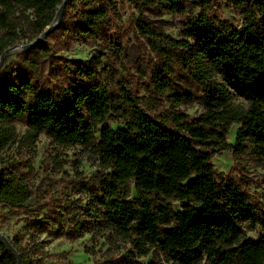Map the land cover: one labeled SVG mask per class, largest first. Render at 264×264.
I'll use <instances>...</instances> for the list:
<instances>
[{
  "label": "trees",
  "instance_id": "16d2710c",
  "mask_svg": "<svg viewBox=\"0 0 264 264\" xmlns=\"http://www.w3.org/2000/svg\"><path fill=\"white\" fill-rule=\"evenodd\" d=\"M127 1L155 58L145 89L163 111L147 112L98 56L63 59L69 65L58 72L50 66L54 83L1 71L0 205L20 211L32 205L28 160L44 135L58 146H81L103 169L85 210L52 215L58 231L68 229L62 234L89 233L112 246L126 245L94 264H145L140 259L148 255V264H264V236L255 240L244 233L264 230L263 214L237 181L211 163L217 149L235 160L249 157L264 169V0H227L241 17L237 28L210 17V0ZM62 2L0 0V55L26 38L24 28L31 33L29 42L44 33ZM111 8L85 0L75 27H65L63 14L51 31L70 40L99 39L110 25ZM152 8L181 16L178 39L146 22L143 10ZM41 46L38 42L25 54L51 59ZM187 83L198 89L195 96L182 90ZM194 101L203 110L196 118L176 109V102ZM107 117L122 127L108 126ZM235 125L232 145L227 136ZM47 219H25L22 233L13 237L0 228L16 252L0 236V264H54L40 239L50 229Z\"/></svg>",
  "mask_w": 264,
  "mask_h": 264
},
{
  "label": "rangeland",
  "instance_id": "374dc122",
  "mask_svg": "<svg viewBox=\"0 0 264 264\" xmlns=\"http://www.w3.org/2000/svg\"><path fill=\"white\" fill-rule=\"evenodd\" d=\"M83 1L85 0L67 1L65 10L62 11L65 27L76 26ZM99 1L105 2L110 8L115 7V11L111 8L110 25L105 28L104 34L99 39L72 38L70 40L61 31L52 32L50 30L51 34L39 41L42 43L40 48L53 55L51 59L46 60L37 54H25L29 48L24 49L23 46L32 43L37 38L29 42L31 33L24 28L21 36L26 38L21 43L7 48L6 50H9L4 53L5 50L4 54L0 55V72L15 79L31 76L44 83H54V70L50 71V66L58 72L60 68L64 70L63 64L69 65V63H64L63 59L85 60L98 56L102 67L108 70L113 78L121 77L129 90L137 95L139 104L147 112L163 111L162 106L150 98L145 89L147 83L145 75L154 64L155 58L147 41L137 32L135 23L138 13L127 0ZM210 4L212 5L209 10L210 17L224 21L232 28L241 25V17L227 4V0H210ZM193 14L197 15L198 10H195ZM143 17L150 26L174 39L179 38L182 19L180 15L152 8L143 10ZM31 61L34 64L32 68L29 66ZM69 68L72 69L70 66ZM63 83L67 86V78ZM183 88L182 90L190 92L192 96L198 93V89L190 83L184 84ZM161 103H164V109L169 107L164 99ZM176 106V109L191 118L198 117L203 111L195 101L176 102ZM106 122L113 129L122 127V123L113 117H107ZM23 130V126L18 124L17 133L22 134ZM236 131L237 126L235 125L227 136V142L232 145ZM28 161L32 168L30 184L33 194L32 205L22 211L0 205L1 232L9 237L20 235L25 219L48 218L50 229L40 239L48 251V261L54 264H94L103 256L108 255V252H116L120 247L126 246L123 243L112 246L108 240L89 233L82 237L67 236L62 234L68 231L67 228L61 232L53 224L54 212L66 211V213L78 214L85 210L86 204L92 198L96 177L103 172L92 154L79 145L58 146L44 135H39ZM211 163L223 177L234 179L242 189L249 193L251 201L263 214L264 219V169L249 157L235 160L231 152L217 149L213 152ZM134 196L135 192L131 188L129 198ZM172 207L175 210L179 208L177 203H173ZM244 233L255 240L264 236V230L260 227L245 228ZM151 259L152 256L148 255L140 261L148 264Z\"/></svg>",
  "mask_w": 264,
  "mask_h": 264
},
{
  "label": "water",
  "instance_id": "95a60500",
  "mask_svg": "<svg viewBox=\"0 0 264 264\" xmlns=\"http://www.w3.org/2000/svg\"><path fill=\"white\" fill-rule=\"evenodd\" d=\"M67 1H68V0H63L62 4L60 5V8H59V10H58V12H57V15H56V18H55V22H54V24H53L51 27H49L44 33H42V34H41V35H40L35 41H33L32 43H29V44L23 46L24 49L30 48V47L33 46L34 44L38 43V42L40 41V39H42L43 37H45V35H46L50 30H52V28H53L54 26H56V24H58V22L60 21L61 15H62V11H63V9H64V7H65ZM8 50H9V49H8ZM8 50H6L4 53H6ZM4 53H3V54H4ZM0 236H1L2 240L4 241V243L7 245L8 249L11 250V251H13L14 254H16L15 250L13 249V247L11 246V244L8 242V240H7L2 234H0ZM17 259H18V258H17Z\"/></svg>",
  "mask_w": 264,
  "mask_h": 264
}]
</instances>
